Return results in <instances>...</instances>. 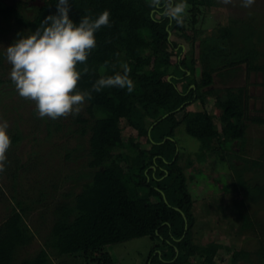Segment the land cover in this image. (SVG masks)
I'll use <instances>...</instances> for the list:
<instances>
[{"label":"trees","instance_id":"trees-1","mask_svg":"<svg viewBox=\"0 0 264 264\" xmlns=\"http://www.w3.org/2000/svg\"><path fill=\"white\" fill-rule=\"evenodd\" d=\"M57 2L41 0L32 17L26 19L15 14V5L0 0V16L15 14V19L26 26L27 37L48 15L55 14ZM69 2L70 18L76 24L84 16L95 19L104 10L110 12L111 26L95 33L97 47L85 64L77 65L81 72L78 90L91 91L96 80L123 74L122 65L127 64L134 91L129 94L126 89L112 87L92 92V99L83 108L86 115L81 112L75 116L79 124L76 131L88 132L85 152L90 178L72 195V204L54 206V219L42 246L18 261L15 252L31 240L32 232L22 218L21 201L15 199L16 209L0 222V264H54L50 254L99 261L97 254L105 245L143 235L154 241L148 264H191L192 259L198 264H211L221 245L214 240L204 244L193 240V199L177 162L180 151L173 138L174 128L182 124L184 131L199 141V149L208 152H218L225 139L244 141V88H201L212 83L211 72L220 66L228 69L243 62L246 69L263 70L254 46L261 38L254 43L251 20L217 25L210 38L200 41L196 59L186 55L188 48L184 51L182 43L173 42V38L183 40L185 36L174 28L183 31L186 20L194 22L200 6H210L214 0H187L191 16H185L183 25L168 18L152 19L150 0ZM240 26L246 29L239 31ZM209 93L220 109L219 129L213 114L203 107ZM196 100L201 108L187 111L185 107ZM121 120L134 134L123 135ZM9 136L12 142L19 137L17 132ZM142 142L148 147H141ZM126 148L135 152L128 154ZM246 169H234V188H242L241 202L246 198L258 201L260 195L264 198V183H254L253 191L243 178ZM240 216L241 227L253 223L247 213ZM258 242L253 251L232 249L229 264H264V238Z\"/></svg>","mask_w":264,"mask_h":264},{"label":"rangeland","instance_id":"rangeland-1","mask_svg":"<svg viewBox=\"0 0 264 264\" xmlns=\"http://www.w3.org/2000/svg\"><path fill=\"white\" fill-rule=\"evenodd\" d=\"M1 1L15 5V14L26 19L32 17L36 5L41 2L19 0L17 5L18 0ZM15 14L7 18L0 16V118L8 121V134L17 132L19 135L7 152L6 171L0 174V222L13 208L16 209L15 199L20 200L24 207L22 218L32 232V238L17 248L15 260L18 261L33 255L42 246L54 219V206L61 202L72 204V195L90 178L91 169L86 164L88 156L85 152L88 132L80 134L76 131L79 124L75 117L38 118L34 102L22 99L10 80L11 65L6 59V48L27 35L26 26L15 19ZM186 16L190 17L191 12L187 10ZM243 20L246 23L251 20L254 43L261 38L254 46L259 51L257 62L264 64V0H256L251 9L241 8L239 0L235 7L220 4L218 0L210 6H200L194 22L188 18L183 31L174 28L185 35L184 42L179 38H173V42L182 43L184 51L188 48L186 55L197 59L200 41L210 38L217 25H237ZM240 27L239 31L247 26ZM196 67H200L198 63ZM226 68H215L211 72L212 83L201 90L244 88V141L225 139L222 141L224 147L218 152H208L199 149V141L188 135L182 124L177 125L173 133L180 151L177 162L182 167L193 199V240L200 244L214 240L221 245L211 264H229L232 249L253 251L258 240L264 238L263 195L258 201L246 198L241 202L242 188H234L233 173L234 169L249 168L243 171V178L253 191L254 183H264V69H246L243 62ZM198 77L199 71L195 75L196 79ZM203 107L213 114V121L219 129L220 109L213 101V94L205 95ZM200 108L197 100L185 107L187 111ZM83 110L82 114L86 115ZM253 116L261 120H254ZM170 123L174 121L170 120ZM119 125L124 136L134 134L123 120ZM140 146L147 148L148 144L142 142ZM125 151L128 154L135 152L130 148ZM66 152H69L67 157ZM150 195H153L152 190ZM244 213L253 222L250 226L241 227L243 216L240 215ZM153 244L152 239L143 235L105 245L102 253L97 254L99 261L85 260L80 255L71 258L64 254L58 257L50 254L49 257L54 264L63 260L66 264H148L147 255ZM191 264L198 263L192 259Z\"/></svg>","mask_w":264,"mask_h":264},{"label":"clouds","instance_id":"clouds-1","mask_svg":"<svg viewBox=\"0 0 264 264\" xmlns=\"http://www.w3.org/2000/svg\"><path fill=\"white\" fill-rule=\"evenodd\" d=\"M218 3L235 7L237 0H218ZM255 3L256 0H239V6L244 9H251ZM148 7L152 19L168 18L178 25H183L188 10L187 0H150ZM70 11L69 0H58L55 14L48 15L31 35L22 36L6 48L10 80L22 99L34 102L40 119L78 116L86 101L92 99V92L99 93L105 88L126 89L129 94L134 91L127 64L122 65L123 74L100 77L91 91L78 90L81 72L77 65L85 64L97 47L95 33L111 26L110 12L104 10L95 19L84 16L76 24L70 18ZM87 71L85 68L84 72ZM8 127V121L0 118V174L6 171L7 152L12 145Z\"/></svg>","mask_w":264,"mask_h":264}]
</instances>
